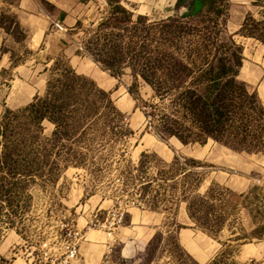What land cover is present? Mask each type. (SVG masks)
Listing matches in <instances>:
<instances>
[{"label": "rangeland", "instance_id": "obj_1", "mask_svg": "<svg viewBox=\"0 0 264 264\" xmlns=\"http://www.w3.org/2000/svg\"><path fill=\"white\" fill-rule=\"evenodd\" d=\"M187 2L86 0L77 25L57 32L0 1V124L65 66L114 103L77 91L74 117L45 119L39 142L27 126L25 168L0 173V264H51L74 229L89 264L108 244L111 264L263 258L264 0H210L190 16ZM135 195L142 208L115 242L87 230L93 212Z\"/></svg>", "mask_w": 264, "mask_h": 264}, {"label": "trees", "instance_id": "obj_2", "mask_svg": "<svg viewBox=\"0 0 264 264\" xmlns=\"http://www.w3.org/2000/svg\"><path fill=\"white\" fill-rule=\"evenodd\" d=\"M86 89L89 93H93L92 97L102 100L107 106L113 108L114 103L107 92L98 88L93 82L76 75L70 67L65 66L62 69L61 78L49 82L44 98L37 96L26 107L17 111H9L3 123L0 124V173L12 170V180H15L18 171L23 170L28 162L24 152L28 148L25 139L27 126L35 129L39 142L44 120L48 119L58 127L60 119L73 118L74 113L68 111L67 107L80 101V98L74 97L77 91L83 92ZM180 139L186 146L201 141V139L187 136H181ZM0 181H3L2 176H0Z\"/></svg>", "mask_w": 264, "mask_h": 264}, {"label": "crops", "instance_id": "obj_3", "mask_svg": "<svg viewBox=\"0 0 264 264\" xmlns=\"http://www.w3.org/2000/svg\"><path fill=\"white\" fill-rule=\"evenodd\" d=\"M2 1V0H0ZM176 1V0H175ZM184 0H178L179 5ZM188 1L186 5L182 7V11L187 16L201 13L207 9L210 4V0H185ZM86 0H18V9L21 12L22 19L28 22L29 20H41L47 24V28L52 27L57 32H62L56 28V24L61 25L65 30H72L77 23L82 19L86 12ZM44 32L42 31V34ZM164 156L168 159H172L173 153L162 151ZM160 218L159 216L156 219ZM188 231H185L183 239L188 244H193L192 240L188 236ZM249 247L247 256L259 255V252L252 246ZM81 254L85 257L82 251ZM215 253L204 256L202 261H209ZM86 258V257H85ZM253 259V258H250ZM256 259V258H254ZM87 260V259H86ZM240 263H242L240 261ZM100 264V263H99Z\"/></svg>", "mask_w": 264, "mask_h": 264}, {"label": "built area", "instance_id": "obj_4", "mask_svg": "<svg viewBox=\"0 0 264 264\" xmlns=\"http://www.w3.org/2000/svg\"><path fill=\"white\" fill-rule=\"evenodd\" d=\"M56 28L60 31H66L61 25L56 24ZM150 119V118H149ZM147 125H151V119ZM149 127V126H148ZM151 129V128H149ZM138 195L126 196L123 199L118 200L109 209L99 208L93 212L89 221L86 224L87 230L102 231L107 235L109 241H114V237L117 235L119 229L124 225L126 218L132 208H142ZM84 229H74L70 231L60 246V255L51 261V264H89L84 256L81 254V246L85 239ZM114 244L107 245V252L103 255L100 264H111V255L114 250ZM246 264H264V256L262 259H251Z\"/></svg>", "mask_w": 264, "mask_h": 264}]
</instances>
